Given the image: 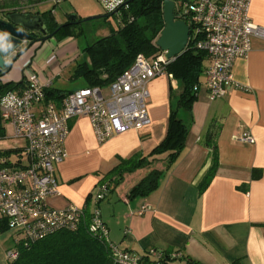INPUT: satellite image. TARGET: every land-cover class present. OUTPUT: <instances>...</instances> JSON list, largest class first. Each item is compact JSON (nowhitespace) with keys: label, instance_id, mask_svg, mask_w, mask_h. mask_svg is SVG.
Wrapping results in <instances>:
<instances>
[{"label":"crops","instance_id":"obj_1","mask_svg":"<svg viewBox=\"0 0 264 264\" xmlns=\"http://www.w3.org/2000/svg\"><path fill=\"white\" fill-rule=\"evenodd\" d=\"M249 17L253 25L264 29V0H251ZM25 46L9 58L11 66L0 84L20 83L23 70L29 67L42 81L50 82V90L74 91L62 90V83L58 87L56 83L65 71L71 80L75 65L85 60V47L79 46L75 36ZM147 90L150 124L139 131L99 144L88 118L69 122L66 158L54 168L60 196L46 200L49 208H83L120 159L145 156L164 139L179 84L162 76L151 80ZM178 118L188 129L185 147L167 171L164 156L152 166L163 172L158 188L145 198H127L148 172L144 169L126 176L116 188L109 184L107 197L97 205L109 241L138 256L151 250L182 255L167 264H264V40L253 38L247 57L235 61L224 98L209 102L202 76L190 111L179 110ZM210 122L220 126L219 167L200 194L198 185L210 166V152L202 144ZM243 133H249L254 143H240ZM144 205L150 211L140 215ZM5 252L0 254V264H8Z\"/></svg>","mask_w":264,"mask_h":264},{"label":"built area","instance_id":"obj_2","mask_svg":"<svg viewBox=\"0 0 264 264\" xmlns=\"http://www.w3.org/2000/svg\"><path fill=\"white\" fill-rule=\"evenodd\" d=\"M61 1L51 0L53 5ZM97 1L106 14H117L134 0ZM250 4L251 0H187L178 10L174 6L180 18L177 21L184 22L189 29L188 42L192 32L196 48L205 54L208 65L203 77L209 102L224 98L232 84L234 63L250 53L251 40H264V29L250 21ZM171 61L161 52L150 59L138 55L132 66L109 86L78 89L59 103L46 101L50 82L42 81L26 67L22 72V89L0 97V125L6 124L12 138L25 143L22 150L0 149V231L20 237L5 252L8 263L17 259L15 247L20 243H35L61 232L75 233L86 217L84 207L71 205L55 210L46 203L48 198L60 196L54 168L66 158L69 122L78 117L88 118L99 144L113 136L143 129L150 124L147 85L162 76L172 80L166 72ZM3 136L4 130L0 138ZM238 141L254 143L249 133L241 134ZM12 154L15 160H10ZM106 196V186L98 187L91 200L88 233L108 246L115 264H167L182 259L180 253L153 250L138 256L112 244L97 208ZM147 211L150 207L144 205L139 214Z\"/></svg>","mask_w":264,"mask_h":264},{"label":"trees","instance_id":"obj_3","mask_svg":"<svg viewBox=\"0 0 264 264\" xmlns=\"http://www.w3.org/2000/svg\"><path fill=\"white\" fill-rule=\"evenodd\" d=\"M47 1L51 0H0V10L14 13L20 4L35 7ZM164 1L166 0H134L128 4L126 9L121 8L115 15L105 14L103 19L119 16L121 27L82 50L85 60L75 65L72 74V80H81L82 88L80 89L105 88L129 69L138 55L150 59L160 52L155 43L164 28L162 17ZM168 1L173 3L181 1L182 3L187 0ZM35 15L44 20L48 32L53 35L52 39L56 42L74 37L76 27L81 23V19L78 18L74 22L66 21L58 25L51 16V12L35 13ZM174 17L175 20H180L175 11ZM195 43L196 40L192 39L191 32L184 52L166 67L167 74L179 84L180 94L175 106L170 110L164 139L145 156L134 155L129 159H120L98 185L99 187L106 186L107 195L109 184L116 188L122 184L126 176L148 169L140 181L129 190L127 198L149 196L158 188L159 179L163 174L162 171L152 169V166L161 161V157L164 156L165 171H167L183 152L188 129L178 118V111H190L197 97L201 77L206 69L205 54L196 48ZM22 87V81L17 84H0V97L15 91L19 92ZM68 94L50 89L45 92L46 101L55 103L63 101ZM219 131L220 126L215 122H210L203 135L202 144L210 152V166L198 185L200 194L208 188L219 167L216 146ZM2 135L3 129L0 125V136ZM90 202L91 199L88 197L84 205L86 217L78 231L75 233L61 232L35 243H20L15 247L18 254L17 259L8 264H115L110 257L108 246L88 233ZM3 233L4 231H0L1 235Z\"/></svg>","mask_w":264,"mask_h":264},{"label":"rangeland","instance_id":"obj_4","mask_svg":"<svg viewBox=\"0 0 264 264\" xmlns=\"http://www.w3.org/2000/svg\"><path fill=\"white\" fill-rule=\"evenodd\" d=\"M174 5L175 10H178L181 5V1H177L174 3ZM17 9L21 12V14H28L30 12H51V15L53 14L52 17H54L55 22L58 24H60L62 21H66L70 16H81V23L76 27L75 39L77 40L79 46H82L83 48L93 44L98 39L108 36L110 32H116L121 27L120 20L118 18L119 16L117 15L103 19L106 12L97 0H62L58 5H53L51 1H47L35 6L34 8L23 3L15 9L16 12H19ZM87 13H89V15H87ZM95 17L100 18L97 20L84 22V20L88 18ZM67 78V71H65L64 74L58 78L56 87L59 86V83H62L61 89L65 91H76L82 88L81 80H67ZM174 97L176 99L177 95ZM1 127L4 130V136L0 138V149L2 151H11L16 149L22 150L25 143L22 140L12 138V131L6 124L2 123ZM23 158L26 160L25 155H23ZM10 160H15L13 154L11 155ZM161 162L162 161H159L157 163ZM16 238L20 237L13 236V234L10 232L1 235L0 254H3L4 251L12 249L13 241Z\"/></svg>","mask_w":264,"mask_h":264},{"label":"water","instance_id":"obj_5","mask_svg":"<svg viewBox=\"0 0 264 264\" xmlns=\"http://www.w3.org/2000/svg\"><path fill=\"white\" fill-rule=\"evenodd\" d=\"M174 6L171 1L166 0L163 2L162 17L164 28L155 43L156 48L165 54L167 60H175L184 52L189 37V29L186 24L175 20ZM112 14L115 15L116 13ZM99 18H88L84 22ZM75 20H77L76 16H70L67 19L69 22H74ZM52 36V34L48 33L44 20L38 15L14 12L0 17V75L8 72L11 66L9 58L19 48H22L27 43H30V45L34 42L43 44L50 41ZM39 37L40 39L37 40Z\"/></svg>","mask_w":264,"mask_h":264},{"label":"flooded vegetation","instance_id":"obj_6","mask_svg":"<svg viewBox=\"0 0 264 264\" xmlns=\"http://www.w3.org/2000/svg\"><path fill=\"white\" fill-rule=\"evenodd\" d=\"M8 13H7V11H4V10H0V17H4V16H6ZM19 14V13H18ZM21 14V13H20ZM27 14V13H26ZM49 33V32H48ZM40 39V37L37 39V40H39ZM37 40H35V41H37ZM34 43H37V42H34ZM33 43V44H34ZM39 43V42H38ZM28 44V45H27ZM26 45L27 46H29L30 45V43H27ZM27 46H25L26 48H27Z\"/></svg>","mask_w":264,"mask_h":264}]
</instances>
